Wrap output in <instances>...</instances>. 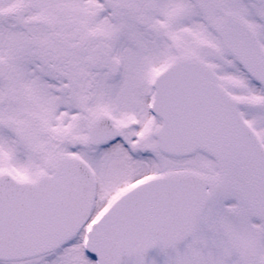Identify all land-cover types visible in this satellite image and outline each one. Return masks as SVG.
Masks as SVG:
<instances>
[{
  "label": "snow or ice",
  "instance_id": "snow-or-ice-1",
  "mask_svg": "<svg viewBox=\"0 0 264 264\" xmlns=\"http://www.w3.org/2000/svg\"><path fill=\"white\" fill-rule=\"evenodd\" d=\"M0 264H264V0H0Z\"/></svg>",
  "mask_w": 264,
  "mask_h": 264
}]
</instances>
